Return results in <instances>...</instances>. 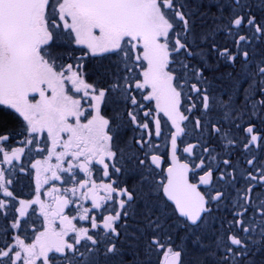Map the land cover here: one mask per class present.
I'll return each instance as SVG.
<instances>
[{
	"label": "snow or ice",
	"instance_id": "snow-or-ice-1",
	"mask_svg": "<svg viewBox=\"0 0 264 264\" xmlns=\"http://www.w3.org/2000/svg\"><path fill=\"white\" fill-rule=\"evenodd\" d=\"M0 264H264V0H0Z\"/></svg>",
	"mask_w": 264,
	"mask_h": 264
}]
</instances>
